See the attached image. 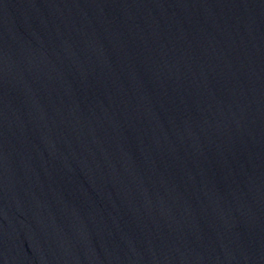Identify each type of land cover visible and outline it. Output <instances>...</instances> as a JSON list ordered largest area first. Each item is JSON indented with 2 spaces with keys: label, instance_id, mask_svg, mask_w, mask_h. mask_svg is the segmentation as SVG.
I'll return each mask as SVG.
<instances>
[{
  "label": "water",
  "instance_id": "water-1",
  "mask_svg": "<svg viewBox=\"0 0 264 264\" xmlns=\"http://www.w3.org/2000/svg\"><path fill=\"white\" fill-rule=\"evenodd\" d=\"M0 264H264V0H0Z\"/></svg>",
  "mask_w": 264,
  "mask_h": 264
}]
</instances>
